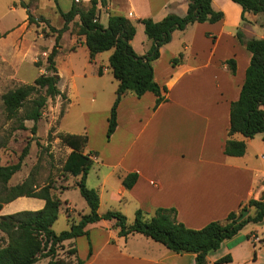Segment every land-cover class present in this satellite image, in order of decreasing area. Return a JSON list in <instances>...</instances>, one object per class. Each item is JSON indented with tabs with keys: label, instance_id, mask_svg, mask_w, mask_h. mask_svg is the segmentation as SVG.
I'll use <instances>...</instances> for the list:
<instances>
[{
	"label": "crops",
	"instance_id": "crops-1",
	"mask_svg": "<svg viewBox=\"0 0 264 264\" xmlns=\"http://www.w3.org/2000/svg\"><path fill=\"white\" fill-rule=\"evenodd\" d=\"M20 1L5 0L6 11H17ZM81 1L87 4L89 0ZM211 6L223 13L221 20L195 22L184 29H176L171 40L160 47L159 57L153 61V71L154 80L166 87V91L161 92L163 101L155 105L157 96L150 91L140 97L129 91L119 94L117 126L107 138V118L118 86L113 78L117 84L111 80L107 107L84 112L82 130L67 132L87 135L84 153L90 154L93 163L86 176V185L93 173L96 183L88 186L98 192L99 214L107 211H100L102 206L110 207L112 202L127 206L131 213L141 209L147 217L157 207L174 208L180 222L198 229L210 221L224 220L241 204L251 198L260 199L264 194V160L260 157L264 154V142L261 134L252 138H246L239 132L228 135L230 103L239 97L251 58V53L238 40L236 31L240 29L246 38L264 37V12L254 14L247 11L243 20L241 6L231 0H212ZM98 7L99 21L103 24L113 12L131 20L150 17L158 21L168 13L184 15L188 0H106L104 6L99 4ZM69 8L61 9L67 11ZM20 9L21 23L0 31V42L16 33L11 49L0 51V70L5 68L0 71V89L4 83L20 80L17 72L25 58L24 34L33 29L34 23L28 22L26 9L22 6ZM77 19L78 16L74 20ZM71 25L62 33L55 57L62 49L61 40L65 33L76 42L71 43L68 50L74 51L76 47L85 45L84 37L71 34ZM135 27L131 45L137 54L143 55L149 50L151 41L140 22H136ZM36 33L40 38H53L48 46L51 50L56 33L49 28ZM48 53L49 50L35 52L31 59L35 65L41 58V64L36 66L38 75L45 72L43 66ZM100 53L89 62L96 64ZM179 53H182V58L173 65L171 59ZM87 57L89 60L88 49ZM230 58L236 62L234 73L225 63ZM100 67L89 72L96 77L110 72L108 63L106 67ZM57 75L60 81L58 70ZM228 138L245 141L243 155L224 153ZM132 172L137 174V179L127 189L122 179ZM43 205L42 198L19 196L3 204L0 214L37 210ZM80 209L82 213L88 211L85 201L81 202ZM119 210L124 211L121 207ZM64 217L67 221V215ZM112 223L105 219L89 223L85 227L87 235L67 239L63 243L72 245L71 249L76 250L73 254L75 260L82 261V264L194 262V253L173 252L140 233L119 236ZM225 255H230L231 260L216 262ZM206 264H264V222L260 225L247 223L234 237L209 252Z\"/></svg>",
	"mask_w": 264,
	"mask_h": 264
},
{
	"label": "trees",
	"instance_id": "trees-1",
	"mask_svg": "<svg viewBox=\"0 0 264 264\" xmlns=\"http://www.w3.org/2000/svg\"><path fill=\"white\" fill-rule=\"evenodd\" d=\"M56 11L63 19L59 28L49 27L56 33L54 45L46 56L45 70L32 83L21 84L0 95L4 110L8 118L18 117L22 126L24 120L36 123L42 115L48 98L64 94L58 88L59 77L55 67L54 57L60 46L59 40L69 24L70 32L84 37V44L89 53V61L100 52L112 50L108 57V69L118 82L117 93L132 92L140 97L145 92L154 93L157 98L155 105L164 100L161 95L166 87L160 86L154 80L153 61L159 57V49L171 40L172 32L184 29L195 22H217L223 18L221 11L211 6L212 0H188L187 11L180 16L175 13L166 14L161 20L155 21L150 17L131 20L119 13H109L106 24L99 21V4L104 6L106 0H89L86 5L72 1L70 8L63 11L58 0H52ZM241 6V18L245 12L254 14L264 12V0H231ZM35 0H21L20 5L26 9L29 23L38 24L39 21L48 23L42 16H33L29 10ZM78 19L75 21V17ZM143 25L144 33L151 41L149 50L139 55L131 45L135 35V23ZM236 36L241 44L251 53L249 64L245 71L244 81L240 88L239 97L230 103L228 135L236 132L246 138L261 134L264 142V37L246 38L238 29ZM182 53L171 59L177 64ZM232 73L235 72L236 62L233 58L225 62ZM36 66L40 63L35 62ZM98 72H101L99 68ZM43 90V91H42ZM34 95V97H32ZM118 96L112 103L107 118L106 137L109 138L117 126ZM59 137L71 150L68 153L62 170L71 176L79 177L76 187L84 199L88 211L80 215L78 221L70 224L68 229L55 232L53 223L57 220L61 206L60 199L51 192L52 186L44 185L38 191L26 179L10 187H3L0 197V210L3 204L19 196L42 198L44 205L37 210H20L9 214H0V264H33L40 256L51 257L48 264H67L63 260L54 259L56 246L63 241L87 235L85 229L89 223L101 219L112 221L118 229V235L127 237L140 233L152 240L161 243L167 249L184 253L195 254L192 264H206L207 254L220 247L221 243L234 237L247 223H262L264 221V199H249L245 204L227 214L224 220H214L203 227L195 229L187 227L177 219L174 208L157 207L151 216H146L141 209L135 211L132 222L118 210H107L99 214V195L95 188L86 185V176L93 160L89 153H84L87 143L86 134L60 133ZM246 143L243 140L228 138L224 145V153L231 156H240L245 152ZM28 145L23 148L24 156ZM15 164H0V182L6 183L11 176L20 169L21 158ZM137 179V174H126L122 184L129 189ZM250 209L253 211L251 212ZM247 210L248 214L242 220L238 217ZM74 253L76 250L73 248ZM230 255L219 258L216 262H228ZM77 264H82L78 260Z\"/></svg>",
	"mask_w": 264,
	"mask_h": 264
},
{
	"label": "rangeland",
	"instance_id": "rangeland-1",
	"mask_svg": "<svg viewBox=\"0 0 264 264\" xmlns=\"http://www.w3.org/2000/svg\"><path fill=\"white\" fill-rule=\"evenodd\" d=\"M72 1L86 5L81 0ZM72 1L58 0V4L62 9H67ZM18 4L17 11H6L5 0H0L1 32L21 23L20 2ZM29 10L33 16H42L48 23L43 21L39 24L34 23L32 31L24 34L23 52L25 53V58L17 72L20 80L13 81L10 84L4 83L0 93H4L21 84L33 82L34 77L38 75V68L32 63L31 59L35 52L50 51L48 46L50 41L53 40V38L38 37L36 31H43L50 26L61 27L63 24V19L56 11L52 0H35ZM70 24L73 23L71 22ZM15 36L16 33H11L6 37L5 41L0 42L1 53L11 49L10 46L15 42ZM71 43L76 42L74 39L71 40L68 33H65L61 40L62 49L55 57L56 67L61 77L58 86L62 89L64 96L58 95L52 99L48 98L41 118L36 123L32 120H24L21 126L18 117L8 118L0 99V164H15L22 156L23 148L28 145L26 154L21 158L20 169L6 183L0 182V197L5 194L2 193L4 186L10 187L26 179L32 186H35L34 190L36 191L49 184L52 186L51 192L61 201L60 209L62 210L52 225V229L55 232L68 229V222L71 224L78 221V217L83 214L80 205L81 202H84L78 188L75 186L79 177L71 176L62 170L70 148L61 140L59 134L81 131L84 119L83 113L92 109L102 110L107 107V98L112 89L111 82L113 81L117 84L108 71L107 73L104 72V75L100 77L93 76L89 72L90 69H95L102 65L106 67L110 50L100 53L99 61L96 64H92L88 60L86 46L81 45L76 47L74 51H70L68 46ZM38 61L41 64V58ZM45 66L46 60L43 66L44 70ZM1 69L3 71L5 68ZM43 73L49 72L45 70ZM119 94L116 92V98ZM95 183V177L92 173L88 178L87 186ZM63 198H67L69 201ZM120 207L124 210L123 212L119 210ZM108 209L120 211L127 217L129 223L134 219L135 213H131L127 206L117 202H112L110 207L102 206L100 211ZM64 214L67 215L68 222ZM254 224L257 225V223ZM71 246L63 242L57 245L54 259L63 260L67 264H77L73 256L74 253L71 251ZM50 259V256H40L33 264H48Z\"/></svg>",
	"mask_w": 264,
	"mask_h": 264
},
{
	"label": "water",
	"instance_id": "water-1",
	"mask_svg": "<svg viewBox=\"0 0 264 264\" xmlns=\"http://www.w3.org/2000/svg\"><path fill=\"white\" fill-rule=\"evenodd\" d=\"M260 199L261 200L264 199V194L262 195V197ZM247 214H248L247 210L243 211V213L238 217V221L242 220L245 216H247Z\"/></svg>",
	"mask_w": 264,
	"mask_h": 264
},
{
	"label": "built area",
	"instance_id": "built-area-1",
	"mask_svg": "<svg viewBox=\"0 0 264 264\" xmlns=\"http://www.w3.org/2000/svg\"><path fill=\"white\" fill-rule=\"evenodd\" d=\"M260 157H261V159H263V160H264V154H261V156H260Z\"/></svg>",
	"mask_w": 264,
	"mask_h": 264
}]
</instances>
